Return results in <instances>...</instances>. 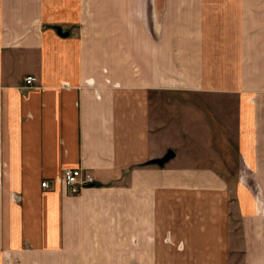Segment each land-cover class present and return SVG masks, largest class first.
<instances>
[{"label": "crops", "instance_id": "0c3cea01", "mask_svg": "<svg viewBox=\"0 0 264 264\" xmlns=\"http://www.w3.org/2000/svg\"><path fill=\"white\" fill-rule=\"evenodd\" d=\"M163 1L0 0V264H264V0ZM170 90L237 97L235 186L145 164Z\"/></svg>", "mask_w": 264, "mask_h": 264}, {"label": "rangeland", "instance_id": "374dc122", "mask_svg": "<svg viewBox=\"0 0 264 264\" xmlns=\"http://www.w3.org/2000/svg\"><path fill=\"white\" fill-rule=\"evenodd\" d=\"M159 3L158 9L154 12H157L156 18L161 19L163 17L164 1L159 0ZM146 11L145 8L141 9V11H138V16L145 17ZM148 12L149 17H151L152 7L148 9ZM122 14L126 19L133 16L131 11H122ZM170 20L168 25L165 22L164 28L167 29L168 27L170 30V49L175 51V56L171 59V62L176 64L179 44L178 24L173 21V18ZM125 27V24H123L122 34L128 33V30H126L128 27ZM160 27V25L154 26L156 33H158ZM124 54L123 51L122 55L124 56ZM207 79L208 75H203V80L206 81ZM236 98L230 93H218L216 95L204 91L202 94L195 95L170 90L168 96L162 100L165 111L160 122H167L164 124L166 131H168V149H174L176 155L162 166L149 163L152 159L145 164H155L161 167L167 164L175 167L179 165L213 166L229 180L231 185L235 186L239 175L243 172L238 148L237 129L239 122L237 120L238 101ZM166 152L159 157L165 155ZM235 245L239 246L238 240L235 241ZM234 255L233 264H237L236 262L240 258L236 253ZM254 264L263 263L257 261Z\"/></svg>", "mask_w": 264, "mask_h": 264}, {"label": "built area", "instance_id": "2783aa9c", "mask_svg": "<svg viewBox=\"0 0 264 264\" xmlns=\"http://www.w3.org/2000/svg\"><path fill=\"white\" fill-rule=\"evenodd\" d=\"M25 81L27 86H32L35 82V76L27 75ZM62 180L71 193H78L84 187L96 184L94 174L89 169L82 167H66L63 171ZM49 185V180L42 181L43 187H49Z\"/></svg>", "mask_w": 264, "mask_h": 264}, {"label": "water", "instance_id": "95a60500", "mask_svg": "<svg viewBox=\"0 0 264 264\" xmlns=\"http://www.w3.org/2000/svg\"><path fill=\"white\" fill-rule=\"evenodd\" d=\"M59 33L61 34H67V32H63L61 27H57ZM176 155V152L173 149H168L167 152L165 153V155H163L162 157H158V158H154L152 160L149 161V163H156L159 165H164L166 162H168L169 160H171L172 158H174Z\"/></svg>", "mask_w": 264, "mask_h": 264}]
</instances>
